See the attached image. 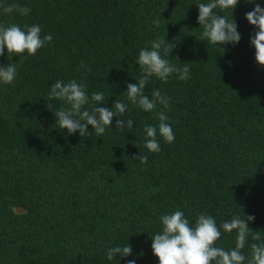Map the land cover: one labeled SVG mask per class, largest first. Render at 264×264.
<instances>
[{
    "label": "trees",
    "instance_id": "16d2710c",
    "mask_svg": "<svg viewBox=\"0 0 264 264\" xmlns=\"http://www.w3.org/2000/svg\"><path fill=\"white\" fill-rule=\"evenodd\" d=\"M207 2L0 0L31 9L26 16L0 11V23L39 24L53 38L36 56L9 59L5 48L0 57L18 73L14 84L0 83V264H160L151 237L162 230L159 217L176 210L193 225L200 213L218 225L252 215L249 227L264 238V67L251 45L257 29L245 16L264 0H240L224 13L238 25L236 45L199 40L198 4ZM157 37L170 42V62L189 63L191 75L187 82L150 78L145 94L158 88L171 103L149 113L124 93L141 75L139 51ZM73 79L88 85L89 96L105 94L98 107L128 104L118 118L131 116L133 128L118 130L113 117L102 137L91 125L92 136L61 129L54 111L65 105L48 94L57 80ZM161 110L175 141L157 132L162 151L153 153L144 127L158 130ZM141 154L146 164L132 159ZM235 242V232L223 233L219 246L230 250ZM252 243L260 241L249 236L247 258ZM128 244L131 256L107 259L109 248Z\"/></svg>",
    "mask_w": 264,
    "mask_h": 264
},
{
    "label": "clouds",
    "instance_id": "9594fccd",
    "mask_svg": "<svg viewBox=\"0 0 264 264\" xmlns=\"http://www.w3.org/2000/svg\"><path fill=\"white\" fill-rule=\"evenodd\" d=\"M247 3H254L255 0H246ZM240 0H209L207 3H199V13L197 22L202 26L203 31L200 41H207L213 45H236L241 41V34L238 32V25L232 18L229 20L224 13H232L238 7ZM219 9V12L216 10ZM0 11L10 14L18 11L21 16H26L31 12L27 6L13 3L11 5L0 3ZM223 13V15H220ZM246 19L257 31L251 37V45L255 48V62L264 67V7L259 3L255 4L252 11L245 13ZM233 17V16H232ZM152 23L160 27V18L157 17ZM50 34L42 35L39 24L24 25L23 28L17 24L5 26L0 23V57L5 55V48L9 59L18 55L20 59L27 56H36L39 51L52 41ZM139 51L136 63L141 71L137 83H128L127 91L124 93L127 100L132 105L139 107L144 112H155L158 105L163 109H169L171 98L162 94L158 88L151 91V98L145 94L146 86L150 78L155 77L167 83L173 75L180 81L187 82L191 75L189 63H182L178 67L170 62V42L163 37H157L149 42ZM223 49V48H222ZM163 53V54H162ZM84 61H81L80 68H86ZM90 71V69H88ZM16 63L8 66L0 65V83L4 85L14 84L17 78ZM86 83H78L71 80L67 83L57 80L51 85L48 98L58 100L63 105L57 110H53V105L48 103V108L54 111L57 124L61 129H66L70 135L79 132L80 136H92L88 131L91 125L97 137H102L108 128H112L113 117L116 119V128L123 130L133 128L134 121L129 116L127 120L118 118L128 112V104L116 100L114 107H98V104H106L103 92H92L89 96L86 91ZM91 104V111L86 106ZM159 120L157 127L145 125L146 133L145 147L148 151L159 153L162 151L157 132L163 140L171 144L175 141V133L171 125L167 122L168 116L165 111L157 113ZM132 159L139 160L140 164H146V155H137ZM162 230L151 237L153 254L159 259L160 264H264V238L260 231H253L248 221H254L255 216L249 215L240 218L233 216L230 221H225L221 225L217 224L215 218L207 213L197 215L195 224L181 210H176L170 214H163L159 217ZM221 229L223 231H221ZM236 233L234 248L225 250L219 246L223 233ZM253 241L250 245L251 254L247 258L243 254L248 238ZM133 252L132 246H116L107 250V259L114 257H128ZM127 264H136L135 260H128Z\"/></svg>",
    "mask_w": 264,
    "mask_h": 264
},
{
    "label": "rangeland",
    "instance_id": "374dc122",
    "mask_svg": "<svg viewBox=\"0 0 264 264\" xmlns=\"http://www.w3.org/2000/svg\"><path fill=\"white\" fill-rule=\"evenodd\" d=\"M14 210H15L16 212H20V211H21V209H19V208H14Z\"/></svg>",
    "mask_w": 264,
    "mask_h": 264
}]
</instances>
